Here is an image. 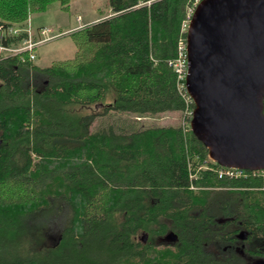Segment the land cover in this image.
<instances>
[{
  "label": "trees",
  "instance_id": "trees-1",
  "mask_svg": "<svg viewBox=\"0 0 264 264\" xmlns=\"http://www.w3.org/2000/svg\"><path fill=\"white\" fill-rule=\"evenodd\" d=\"M192 1L108 0L47 67L0 54V264H264V175L219 176L167 65ZM69 3L0 0V26ZM110 113L185 120L91 129Z\"/></svg>",
  "mask_w": 264,
  "mask_h": 264
},
{
  "label": "water",
  "instance_id": "water-1",
  "mask_svg": "<svg viewBox=\"0 0 264 264\" xmlns=\"http://www.w3.org/2000/svg\"><path fill=\"white\" fill-rule=\"evenodd\" d=\"M185 35L192 134L219 166L264 170V0H200Z\"/></svg>",
  "mask_w": 264,
  "mask_h": 264
},
{
  "label": "rangeland",
  "instance_id": "rangeland-1",
  "mask_svg": "<svg viewBox=\"0 0 264 264\" xmlns=\"http://www.w3.org/2000/svg\"><path fill=\"white\" fill-rule=\"evenodd\" d=\"M107 14H109L108 0H70V3L64 9L53 4L46 11L30 14L29 20L34 38H37L36 32L41 27L52 28L55 32L61 34L54 39L44 42L35 49L36 59L34 64L39 67H47L53 61L71 59L74 55L75 47L70 34L84 25L92 23L93 19H99L101 15ZM68 30H71V32H66ZM110 100V97H108L107 102ZM181 118L185 120L184 113H180V115L178 113H163L139 118L134 114L110 113L106 116L97 117L91 129L95 130L110 125L123 126L125 123H134L138 127L163 126L167 124H179L181 123ZM189 121L190 119H188V123ZM45 225L48 228L47 237L49 238L46 237L45 239L46 243L49 244L53 242V238L58 236V232L54 230V227L58 225L54 224L51 219L48 222H44L43 226ZM169 242L170 240L166 238L158 241L160 244H167ZM246 262L247 264H263L260 260L252 259H246Z\"/></svg>",
  "mask_w": 264,
  "mask_h": 264
},
{
  "label": "built area",
  "instance_id": "built-area-1",
  "mask_svg": "<svg viewBox=\"0 0 264 264\" xmlns=\"http://www.w3.org/2000/svg\"><path fill=\"white\" fill-rule=\"evenodd\" d=\"M199 1L200 0H193L191 4H189L186 7L185 18L182 21L181 29H180L181 33L186 34L189 21ZM29 18L30 15L27 18L26 24L21 27L6 26L2 28L0 26V54L2 55V57L17 56L20 60L27 58V60L34 62L36 59L35 49L44 42L54 39L61 35L60 33L55 32L54 29L52 28L41 27L36 32L37 38H34L32 28L30 26ZM66 32H71V30H68ZM21 34L23 35V37L21 38L18 44H12V42L10 41L9 44L3 43L4 41H7L10 37H18ZM185 36L184 37L181 36L178 39L176 45V55L175 57L167 61V65L168 67L171 68V70L175 74L176 89L185 102L186 105L185 114L190 119L193 109L190 107V105L193 103L191 98L187 94L185 87V78L187 75V52H186ZM223 168L224 170L219 171V176L224 175L231 178V177H239L245 175L244 173L245 170L243 169L229 168V167H223ZM251 172L264 175V170H255Z\"/></svg>",
  "mask_w": 264,
  "mask_h": 264
},
{
  "label": "crops",
  "instance_id": "crops-1",
  "mask_svg": "<svg viewBox=\"0 0 264 264\" xmlns=\"http://www.w3.org/2000/svg\"><path fill=\"white\" fill-rule=\"evenodd\" d=\"M98 20V18H95V19H93V21H92V23L93 22H96ZM64 23V22H63ZM60 27V26H59ZM39 67V66H38Z\"/></svg>",
  "mask_w": 264,
  "mask_h": 264
},
{
  "label": "bare ground",
  "instance_id": "bare-ground-1",
  "mask_svg": "<svg viewBox=\"0 0 264 264\" xmlns=\"http://www.w3.org/2000/svg\"><path fill=\"white\" fill-rule=\"evenodd\" d=\"M22 61H24V59Z\"/></svg>",
  "mask_w": 264,
  "mask_h": 264
}]
</instances>
